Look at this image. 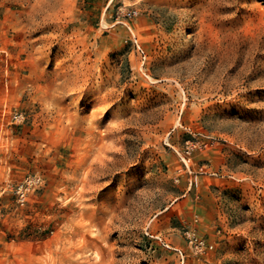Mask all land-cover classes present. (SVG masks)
I'll return each instance as SVG.
<instances>
[{"label": "rangeland", "instance_id": "rangeland-1", "mask_svg": "<svg viewBox=\"0 0 264 264\" xmlns=\"http://www.w3.org/2000/svg\"><path fill=\"white\" fill-rule=\"evenodd\" d=\"M0 264H264V0H0Z\"/></svg>", "mask_w": 264, "mask_h": 264}, {"label": "built area", "instance_id": "built-area-1", "mask_svg": "<svg viewBox=\"0 0 264 264\" xmlns=\"http://www.w3.org/2000/svg\"><path fill=\"white\" fill-rule=\"evenodd\" d=\"M128 14L131 15V13H128ZM186 152H187V153L190 152L189 147L187 148V151H186ZM23 197H24V193L22 192L21 187H20V200H22ZM193 240L195 241V243L197 244V246H199V247H203V245H204L203 240L198 239L197 237H194Z\"/></svg>", "mask_w": 264, "mask_h": 264}]
</instances>
